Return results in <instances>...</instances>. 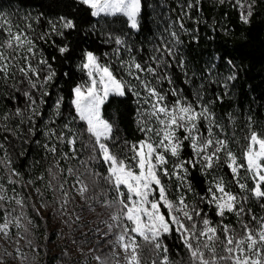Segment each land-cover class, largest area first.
I'll list each match as a JSON object with an SVG mask.
<instances>
[{"label":"snow or ice","instance_id":"6c2138e0","mask_svg":"<svg viewBox=\"0 0 264 264\" xmlns=\"http://www.w3.org/2000/svg\"><path fill=\"white\" fill-rule=\"evenodd\" d=\"M256 2L235 0L233 7H238L243 24L251 22ZM199 4L200 0H189L186 6L180 5V15L165 27L146 60L133 55L135 44L128 41L141 29L143 0H69L63 13L52 17L41 13L35 18L29 14L23 24L0 12V98L15 105L0 112V239L14 245L12 251L0 250V264H9V259L34 264L35 257L24 249L39 251L32 239L38 224L28 212L33 196L18 191L24 188L35 193L38 206L37 202L30 205L35 215L59 217L78 253L83 254L84 246L91 243L88 254L93 264H185V255L187 264H264V215L248 207L254 200L264 210V135L254 130L249 116L245 146L237 155L231 148L235 136L226 135L213 111L237 79L236 65L232 59L225 61L226 76H212L215 65L206 69L211 82L224 89L212 99H206L202 83L193 89L190 100L174 86L168 72L175 64L184 82L193 83L195 73L189 76L179 46L183 44L181 32H189L183 20L190 19L189 12L198 10ZM117 20L125 26L119 35L111 27ZM102 23L107 25L101 32L106 36L103 42L115 45L111 56L104 55L110 60L116 57L123 75L118 77L113 65L102 64L93 51L82 50L77 67L88 79L71 90V110L62 125L58 120L63 116L64 97L58 95L51 105L49 119L39 127L46 142L40 145L36 140V144L43 148L45 159L51 154L52 161L44 173L25 180L14 166L10 138L26 144L37 135L57 77L51 62L56 57L46 58L37 41H51L67 57L75 49L56 43L55 38L63 41L73 32H83L87 38ZM39 25L44 29L36 34ZM123 53L128 54L127 60L121 58ZM165 81L168 89L162 87ZM129 94L137 104V130L144 136L135 143L123 139L116 120L103 112L110 97ZM170 96L174 99L169 100ZM229 120L234 121L232 114ZM185 148L191 150L188 159L181 155ZM197 167L212 177L204 195L195 193L188 178L190 169ZM225 167L231 181L213 175ZM233 183L239 192L232 190ZM188 193L197 198L189 202ZM201 204L212 209L218 221ZM97 207L108 213L100 221L106 230L90 227L86 219V213L100 214ZM230 215L235 224L226 222ZM173 236L183 253H173L168 245ZM60 257L71 259L67 248Z\"/></svg>","mask_w":264,"mask_h":264},{"label":"trees","instance_id":"16d2710c","mask_svg":"<svg viewBox=\"0 0 264 264\" xmlns=\"http://www.w3.org/2000/svg\"><path fill=\"white\" fill-rule=\"evenodd\" d=\"M68 2L69 0H0V12L7 14L14 22L23 24V18L29 14L35 18L41 13L49 17L63 13L66 11L64 5ZM188 2L189 0H143L141 29L128 37L129 43L135 44L133 55L140 60L148 59L151 54L150 49L153 44H159L161 33L164 32L165 27L172 24L180 15V5L186 6ZM234 2L235 0H225V3L222 4L219 0H200L198 10L193 8L189 12L191 18H184L183 23L185 28L189 29V32L186 34L181 32L183 44L179 46V54L188 63L189 76L195 73L192 85L184 82V74L175 64L168 69V72L172 76L174 86L190 100L193 99V89L199 88L202 83L206 99H212L217 94L222 95L224 89L211 82L206 69L215 65L212 76L221 74L226 76L229 73L225 61L227 59L234 61L237 79L231 82L229 94L224 95L222 101L215 103L213 111L224 125L226 135L230 139L235 136L236 139L231 144V148L237 155H240L245 146L244 137L248 134L246 125L249 116L254 121V130L264 135V0H257L249 24H243L240 21V12L238 7H233ZM111 27L119 35V30L125 26L117 20L112 23ZM176 28L178 30L179 25H176ZM43 29L44 25L36 26V34H39ZM86 29H90V25H86ZM106 30L107 25L102 23L94 33L90 31L87 38H83V32L80 35L73 32L71 36L63 41L60 38H55L56 43H66L75 49L67 57L61 56L51 41L48 43L37 41L45 57L48 56L50 51H53L59 54V60L54 67L57 77L53 87L49 89L51 96L44 108V116L38 122L37 135L30 137V142L26 144L22 140L10 138L9 151L12 153L14 166L24 173L25 180L35 179L36 176L44 173L48 164L52 161L51 154H48L47 159H45L43 148L36 144V140L40 141V145L46 142V138L39 131V127H42L44 122L49 119L52 113L51 105L58 95L64 97L63 116L59 118L58 123L62 125L68 116L71 110L70 97L72 96L73 83L75 82L78 85L87 80L86 74L77 67L81 60L82 50L93 51L100 57L102 64L111 63L113 65L118 77L123 75L119 70L118 63L115 62L116 57L112 56L110 60L104 55L108 53L111 56L115 47L114 44L103 42L106 36L102 35L101 32ZM76 44H79L78 48L75 47ZM121 58L127 60L128 54L123 53ZM162 87L168 89L169 85L165 81ZM20 106L23 107V102ZM13 107L15 105L10 99L0 98V112ZM103 112L106 118L116 120L119 126V135L123 139L135 143L144 138L143 134L137 130V104L131 94L125 97H110L109 102L104 105ZM229 114H232L234 121L229 120ZM21 152L25 154L22 156L20 155ZM181 155L182 158L188 159L191 156V150L185 148ZM37 161L40 163H37ZM213 175L223 176L226 181H231V173L226 167L217 169ZM188 178L195 193L206 194L208 182L212 179L211 176L202 174L199 167H197L190 169ZM39 183L38 181L37 186H39ZM231 187L234 192H239L234 183ZM18 191H23L25 197L31 193L29 188L18 189ZM174 194L175 191L172 190L170 196L174 197ZM72 195L75 196L74 191ZM188 198L191 202L197 197L192 193H188ZM47 199L51 204L53 196L50 192L47 193ZM32 202L38 203L34 196L33 200L29 201L28 212L38 224V228L33 229L32 239L39 246V251L32 252L28 248L24 250L35 257L34 264H77V259L68 248L72 239L68 234L69 230L62 225L57 216L45 214L43 219L37 217L31 209ZM201 207L209 213L213 221H218L219 218L215 216L212 209L204 204H201ZM248 207H251L257 215H264V210H261L254 200L249 203ZM77 212H79V209H77ZM97 212L100 214H85L89 226H99L101 230H106L105 225L100 221L106 220L108 213L99 207H97ZM226 222L235 224V217L228 216ZM75 235L79 237L78 233ZM77 243H79V239ZM167 243L172 248L173 253L177 251L183 253L182 247L174 236L169 238ZM91 246L90 243L84 246V249ZM65 248L68 249L71 255L70 260L68 257L62 259L60 257V253ZM53 257H56V259H53ZM184 261L187 264L186 255Z\"/></svg>","mask_w":264,"mask_h":264},{"label":"rangeland","instance_id":"374dc122","mask_svg":"<svg viewBox=\"0 0 264 264\" xmlns=\"http://www.w3.org/2000/svg\"><path fill=\"white\" fill-rule=\"evenodd\" d=\"M55 56L56 59L54 61H51V58ZM51 62H52V65H53V68L56 66L58 60H59V54L56 53V52H49L48 53V56H46ZM88 79V78H87ZM87 81V80H86ZM77 86L76 83L74 82L73 85H72V89ZM72 96L70 97V100H71ZM169 100H172L171 96L169 97ZM176 183L175 180H173V184ZM30 189V192L31 194L34 196L35 200H37L36 196H35V193L32 192L31 188ZM176 195V193L174 194V196ZM77 201H78V198H77ZM79 203V201H78ZM37 206H38V203H37ZM3 248H7L9 251H12L13 250V242L11 240L5 242L4 240L0 239V250H2ZM70 252L73 254V256L77 259L78 263L77 264H93L92 260H91V256L88 254V248L87 249H84V252L83 254H80L77 252L76 250V246L75 245H72L71 243L69 244L68 246ZM87 257V260L85 259ZM9 264H18V261L17 262H13L11 259H9Z\"/></svg>","mask_w":264,"mask_h":264}]
</instances>
